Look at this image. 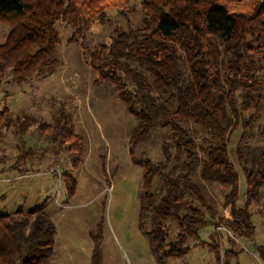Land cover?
<instances>
[{"label": "trees", "instance_id": "obj_1", "mask_svg": "<svg viewBox=\"0 0 264 264\" xmlns=\"http://www.w3.org/2000/svg\"><path fill=\"white\" fill-rule=\"evenodd\" d=\"M136 2L140 24L114 27L109 41L89 53L98 79L113 82L136 120L129 149L142 168L141 215L152 222L153 248L159 257L182 255L186 241L198 238L207 223L251 237L249 204L264 179V142L255 148L247 143L264 99L262 85L251 75L260 67L255 56L264 59V0H0V22L9 27L0 42V75L9 68L12 78L22 81L52 73L60 42L57 21L83 32L110 10L134 11ZM14 121L7 107L0 109V137L12 127L16 133L26 129ZM238 125L239 143L246 146L236 149L241 170L227 145ZM38 127L59 139L74 167L80 164L86 141L73 125ZM137 150L142 154L136 158ZM239 171L246 184L241 205ZM64 181L72 193L75 179L64 174ZM215 182L226 188L222 205H229L230 217H218L215 200L205 191L206 183ZM42 207L0 212V264H48L56 229ZM94 245L91 264H101L98 242ZM255 248L264 258V245Z\"/></svg>", "mask_w": 264, "mask_h": 264}, {"label": "rangeland", "instance_id": "obj_2", "mask_svg": "<svg viewBox=\"0 0 264 264\" xmlns=\"http://www.w3.org/2000/svg\"><path fill=\"white\" fill-rule=\"evenodd\" d=\"M140 19L136 2L134 11L123 15L110 10L103 22H94L83 32L59 20L60 42L52 73L30 74L16 81L9 68L3 70L0 109L10 110L16 127L22 123L27 127L21 133L13 127L3 130L0 137V212L42 204L56 229L48 264H91L95 241L101 264H264L255 248L264 245V179L249 204L254 225L251 237L233 236L225 225L216 231L207 223L199 229L198 238L186 241L188 249L182 255L157 256L151 241L152 222L141 215L142 168L129 149L135 117L113 82L98 79L89 53L109 41L114 27H136ZM8 29L0 22V42ZM258 57L255 67H260L251 75L264 92V59ZM41 122L71 124L73 131L85 138L87 153L78 166L72 165L71 155L58 138L40 131ZM251 126L253 135L247 137V143L255 148L264 142V99ZM240 132L238 125L227 142L238 170L241 165L236 149L244 151L246 147L239 143ZM157 150L149 149V156ZM141 154L138 150L133 153L136 158ZM64 174L75 179L72 193L66 188ZM245 189V177L239 171V205L245 199ZM205 191L215 200L218 217H230L229 205H222L226 188L217 182L206 183ZM167 232L169 241L173 233L170 228Z\"/></svg>", "mask_w": 264, "mask_h": 264}]
</instances>
